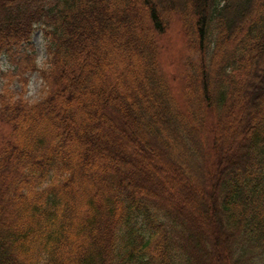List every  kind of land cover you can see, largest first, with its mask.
Listing matches in <instances>:
<instances>
[{"label": "trees", "instance_id": "1", "mask_svg": "<svg viewBox=\"0 0 264 264\" xmlns=\"http://www.w3.org/2000/svg\"><path fill=\"white\" fill-rule=\"evenodd\" d=\"M0 56V264H264V0H0Z\"/></svg>", "mask_w": 264, "mask_h": 264}, {"label": "rangeland", "instance_id": "2", "mask_svg": "<svg viewBox=\"0 0 264 264\" xmlns=\"http://www.w3.org/2000/svg\"><path fill=\"white\" fill-rule=\"evenodd\" d=\"M31 44L33 46L32 54L36 58L38 68L41 70L48 69L49 54L47 42L41 29L35 30ZM27 78L28 84L24 87L25 84L21 80V77L18 76L16 67L11 64L6 56H0V97L9 94L15 100L24 97L25 101L30 104L37 102L41 98V91L44 88L41 75L39 72H35L29 74Z\"/></svg>", "mask_w": 264, "mask_h": 264}]
</instances>
